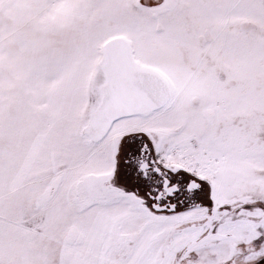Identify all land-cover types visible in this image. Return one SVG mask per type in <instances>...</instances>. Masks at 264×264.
<instances>
[{
	"label": "snow or ice",
	"instance_id": "obj_1",
	"mask_svg": "<svg viewBox=\"0 0 264 264\" xmlns=\"http://www.w3.org/2000/svg\"><path fill=\"white\" fill-rule=\"evenodd\" d=\"M0 264H264V0H0Z\"/></svg>",
	"mask_w": 264,
	"mask_h": 264
}]
</instances>
